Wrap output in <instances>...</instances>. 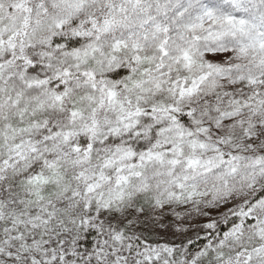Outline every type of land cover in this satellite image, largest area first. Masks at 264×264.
Here are the masks:
<instances>
[{
	"label": "snow or ice",
	"instance_id": "snow-or-ice-1",
	"mask_svg": "<svg viewBox=\"0 0 264 264\" xmlns=\"http://www.w3.org/2000/svg\"><path fill=\"white\" fill-rule=\"evenodd\" d=\"M0 264H264V0H0Z\"/></svg>",
	"mask_w": 264,
	"mask_h": 264
},
{
	"label": "rangeland",
	"instance_id": "rangeland-1",
	"mask_svg": "<svg viewBox=\"0 0 264 264\" xmlns=\"http://www.w3.org/2000/svg\"><path fill=\"white\" fill-rule=\"evenodd\" d=\"M230 206L231 205L222 206L220 208L204 209V214L193 211L191 216L186 217L183 221L184 227L188 229V231L184 233L177 234L175 232L176 222L171 215H165L163 218L146 215L141 219L139 231H142L153 241L161 243L168 242L178 245L189 238L192 239L196 237L197 234H205L202 226L212 220H219L222 213L227 211V208Z\"/></svg>",
	"mask_w": 264,
	"mask_h": 264
},
{
	"label": "trees",
	"instance_id": "trees-1",
	"mask_svg": "<svg viewBox=\"0 0 264 264\" xmlns=\"http://www.w3.org/2000/svg\"><path fill=\"white\" fill-rule=\"evenodd\" d=\"M221 230H225L226 226L224 224L220 225ZM205 234L203 235H199L201 237H203ZM197 237V236H196ZM196 237L192 238V240L194 241L193 245L191 247L195 248L197 245H202L205 241L201 240H197ZM188 240H186L184 243H187Z\"/></svg>",
	"mask_w": 264,
	"mask_h": 264
}]
</instances>
